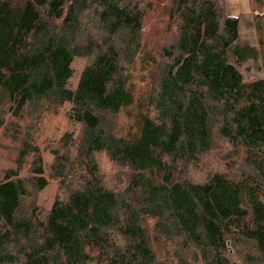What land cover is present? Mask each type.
Returning a JSON list of instances; mask_svg holds the SVG:
<instances>
[{
    "label": "trees",
    "instance_id": "obj_1",
    "mask_svg": "<svg viewBox=\"0 0 264 264\" xmlns=\"http://www.w3.org/2000/svg\"><path fill=\"white\" fill-rule=\"evenodd\" d=\"M93 1L0 0V134L17 150L0 168V264H157V250L168 264H264V80L239 70L255 50L238 18L226 0H106L70 88ZM251 7L264 65V0ZM65 106L80 128L50 163L65 193L39 207L49 180L27 118ZM97 153L123 189L103 183Z\"/></svg>",
    "mask_w": 264,
    "mask_h": 264
},
{
    "label": "rangeland",
    "instance_id": "obj_2",
    "mask_svg": "<svg viewBox=\"0 0 264 264\" xmlns=\"http://www.w3.org/2000/svg\"><path fill=\"white\" fill-rule=\"evenodd\" d=\"M106 0H94L92 7L88 13L83 32L80 35L78 45L75 51V57L71 64L73 74L69 79L68 86L75 88L78 83L82 69L87 63L89 45L92 37L97 29L100 15L102 14ZM225 12L238 18L239 21V40L238 44L248 45L255 50L254 56L245 60L239 67V70L243 74L246 81L261 78L264 80V65L260 54V47L258 44V34L253 19V12L251 7V0H226ZM132 82L135 83L136 89L141 88L148 82L147 72L142 71L140 68H136ZM68 106H65V110H61L57 115H46L41 118H27L28 121H33L34 126L31 129L35 139L36 145L39 148L43 163L45 166V176L48 177V185L38 193H36L35 204L39 207H49L53 200L57 197L63 196L65 193L64 188L59 187V182L56 178V173L50 169V163L53 157V151L63 152L66 149L63 148V137L65 135H77L79 133V125L72 121L66 111ZM125 119L119 117L117 119L118 128H122L125 124ZM26 129V128H25ZM15 142L11 141L9 137L2 136L0 134V168H5L14 165L15 155L17 150ZM66 148L71 153L72 166L69 167L71 171L78 170V160L75 158V153L70 145H66ZM95 161L98 166V172L103 179V183L112 189H123L125 180L121 175V167L112 164L104 153H97L95 155ZM205 172V171H204ZM73 177L69 180L75 185L80 181L78 173L71 172ZM22 176H31V173L27 168H24L21 173ZM66 180V181H67ZM162 245L165 243L160 242ZM168 245V244H167ZM169 246V245H168ZM166 251V250H165ZM171 256L168 252H162L157 250L156 263L168 264L171 261Z\"/></svg>",
    "mask_w": 264,
    "mask_h": 264
}]
</instances>
